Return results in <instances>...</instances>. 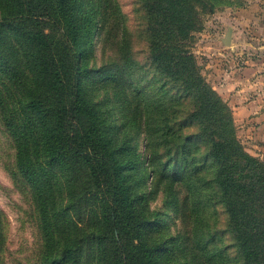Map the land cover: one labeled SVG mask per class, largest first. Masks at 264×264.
I'll return each instance as SVG.
<instances>
[{"label":"trees","instance_id":"1","mask_svg":"<svg viewBox=\"0 0 264 264\" xmlns=\"http://www.w3.org/2000/svg\"><path fill=\"white\" fill-rule=\"evenodd\" d=\"M231 1L137 0L146 38L143 66L151 69L146 75L162 80L153 103L134 84L146 75L135 76L117 0H100L88 19L76 0H57L51 7L40 0H0V133L11 150L3 168L27 204L25 213L37 222L35 264H77L79 247L71 236L76 226L66 219V196L83 203L96 192L106 194L110 206L120 198L130 206L116 159L123 151L111 142L117 127L111 128L102 101L94 100L93 85L87 84L99 74L97 84H107L109 99H121L114 104L122 127L134 123L144 135L148 159L151 120L159 121L165 167L174 176L152 173L153 189L162 190L163 204L179 225L173 243L150 251L146 264H164L155 257L165 244V253L184 254L177 264H264V162L238 144L229 108L188 51L203 16ZM95 29L99 64L87 67ZM165 85L172 91L163 97ZM9 226L0 209V264L16 262L7 244Z\"/></svg>","mask_w":264,"mask_h":264},{"label":"rangeland","instance_id":"2","mask_svg":"<svg viewBox=\"0 0 264 264\" xmlns=\"http://www.w3.org/2000/svg\"><path fill=\"white\" fill-rule=\"evenodd\" d=\"M49 7L57 0H40ZM79 11H85L83 16L88 19L97 12L100 0H76ZM124 15V23L128 36L131 55L137 65L135 76L151 74L144 63L146 38L142 34L143 13L138 8L137 0H117ZM230 6L220 7L210 15L203 16L202 28L194 34L189 43L188 51L193 55L199 67L200 75L205 83L220 97L229 108L234 125V135L243 150L255 159L264 162V82H258L257 76L264 73V0H233ZM258 4L253 14L256 23L248 24L246 6ZM17 12L25 15L23 7L18 6ZM89 15V16H88ZM57 17L60 15L57 14ZM93 22V21H92ZM236 22V23H235ZM20 27H23L21 25ZM25 30L36 28L24 27ZM229 31V40L224 41ZM91 48L88 55L87 67L98 66L99 41L94 30ZM111 50V48H109ZM49 53V49L47 51ZM113 52V51H112ZM108 55V54H107ZM106 55V56H107ZM254 69L256 72H251ZM260 71V72H257ZM155 76L140 77L135 86L144 88L146 99L156 103L161 79ZM102 74L87 81L94 100L102 101L100 108L110 117L112 130L111 142L113 149L122 150L117 156L121 167L126 198L130 206L120 198L113 206L106 194L90 193L83 203H76V199L66 196L65 205L68 208L66 219L74 223L76 230L71 234L74 245L78 243L75 258L77 264H97L105 262L115 264L119 257L121 264H146L145 255L159 249L164 243H173L174 234L179 220L174 214L169 216L168 209L163 204L161 189H153L155 175H161L164 170L171 176V171L165 167L166 159L162 139L159 135L160 123L151 120V143L153 157L148 159L144 153L145 140L134 123L122 127L115 104L120 103L109 99L107 84L104 81L97 84ZM260 79V78H259ZM163 97L171 92V85H165ZM116 93L118 88L112 87ZM105 96L108 99H104ZM102 98V99H101ZM167 98V97H166ZM164 98V99H166ZM123 100V99H122ZM115 103V104H114ZM124 104V102H123ZM122 105V104H121ZM160 108L155 104V109ZM116 130V131H115ZM4 136L0 133V209L9 221L7 244L16 258L15 264H35L34 256L38 248L37 222L25 213L28 209L23 197L17 192L3 168L5 156L11 153ZM201 153L203 151L201 150ZM151 160L152 167H149ZM184 175L182 171L178 176ZM153 176V177H152ZM146 181V183H144ZM169 184V183H167ZM131 199L135 203L131 205ZM209 209V213H210ZM208 211V210H207ZM205 212V211H203ZM223 219V216H220ZM70 219V221H69ZM157 222L153 226L146 221ZM144 225V230L139 229ZM165 244V246H166ZM157 254L155 263L177 264L184 261L182 251L165 253L166 249ZM101 247H106L99 250ZM90 248H93L91 251ZM99 250L100 260L95 259ZM178 250H183L179 247Z\"/></svg>","mask_w":264,"mask_h":264},{"label":"crops","instance_id":"3","mask_svg":"<svg viewBox=\"0 0 264 264\" xmlns=\"http://www.w3.org/2000/svg\"><path fill=\"white\" fill-rule=\"evenodd\" d=\"M258 8L259 6H258V4H253L252 3V5H250V3H249V5L248 6H246V8H245V12H247L249 15H248V21L246 22V23H250V24H254V23H256V18H255V14H253L252 12H254V10H255V8ZM236 23V22H235ZM251 72H256L254 69H249ZM257 72H260V71H257ZM258 78H257V81L259 82H264V73H263V75H261V76H257ZM260 78V79H259Z\"/></svg>","mask_w":264,"mask_h":264},{"label":"water","instance_id":"4","mask_svg":"<svg viewBox=\"0 0 264 264\" xmlns=\"http://www.w3.org/2000/svg\"><path fill=\"white\" fill-rule=\"evenodd\" d=\"M228 40H229V31H228L227 35L225 36V39H224V41L227 43V42H228Z\"/></svg>","mask_w":264,"mask_h":264}]
</instances>
